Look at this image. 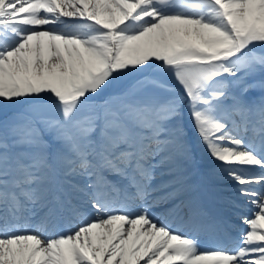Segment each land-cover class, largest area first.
Wrapping results in <instances>:
<instances>
[{
    "label": "snow or ice",
    "instance_id": "obj_1",
    "mask_svg": "<svg viewBox=\"0 0 264 264\" xmlns=\"http://www.w3.org/2000/svg\"><path fill=\"white\" fill-rule=\"evenodd\" d=\"M0 112V264H264V0H0Z\"/></svg>",
    "mask_w": 264,
    "mask_h": 264
},
{
    "label": "bare ground",
    "instance_id": "obj_2",
    "mask_svg": "<svg viewBox=\"0 0 264 264\" xmlns=\"http://www.w3.org/2000/svg\"><path fill=\"white\" fill-rule=\"evenodd\" d=\"M199 173H200V174H203V171L201 170V171H199ZM201 177H202V176H201ZM201 183H202V182L199 181V184H201ZM202 188H203V187H202ZM219 188H220V191H221V187H219ZM205 189H207V187H205ZM197 192H198V190H197ZM220 195H222V194H220ZM201 196H203V195H201ZM207 196H208V195H207ZM208 198H212V197H211V196H208ZM201 199H202V198L200 197L199 200H201ZM228 200H230V198H229L228 196H224L223 201H224V202H229ZM223 208H226V209H228L229 211H230V210L233 211V209L229 208V206H227V204H226ZM214 209H218V207H215ZM218 210H219V212H221L222 209H218ZM213 212L215 213V212H217V211H211V210H210V213L214 215ZM231 216H233V215L231 214ZM237 226H238V225H237ZM240 227H242V225H240ZM181 231H183V232H185V233L187 232V230H181ZM233 233H234V232L231 231V232H230V235H231L232 238L234 239ZM212 237L214 238V236H212ZM217 238L220 239L219 237H217Z\"/></svg>",
    "mask_w": 264,
    "mask_h": 264
},
{
    "label": "rangeland",
    "instance_id": "obj_3",
    "mask_svg": "<svg viewBox=\"0 0 264 264\" xmlns=\"http://www.w3.org/2000/svg\"><path fill=\"white\" fill-rule=\"evenodd\" d=\"M11 113H12V110H9L8 113H7V115H11ZM0 116H1V117L3 116V118H4L5 113L0 112Z\"/></svg>",
    "mask_w": 264,
    "mask_h": 264
}]
</instances>
